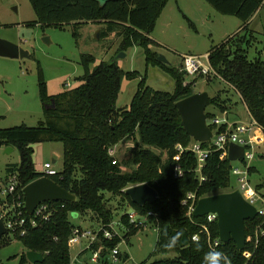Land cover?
I'll return each instance as SVG.
<instances>
[{
	"label": "trees",
	"instance_id": "1",
	"mask_svg": "<svg viewBox=\"0 0 264 264\" xmlns=\"http://www.w3.org/2000/svg\"><path fill=\"white\" fill-rule=\"evenodd\" d=\"M169 1L110 0L102 3L99 0H30L36 14V20L31 25L64 28L71 24L73 35L77 38L82 25L88 22L102 24L101 37L117 33L122 39L120 51L141 47L147 67H160L176 81L173 92L158 91L147 85L146 74L126 71L112 59L98 62L95 56L83 54L81 63L84 73L77 78L80 84L50 95L38 64V88L44 120L37 126L0 128V147H16L21 156L19 163L6 166L5 177L17 176L16 199L25 205L24 187L43 177V173L35 167L34 146L60 142L64 149L62 170L49 178L75 194L76 201L46 202L50 208L48 219L29 215L23 207L27 233L17 234L14 240L21 242L26 251L44 255V261L37 264H72L69 241L76 228L82 229L71 220L72 213L79 218L91 212L100 221L99 227L112 223L114 215L107 207L106 193L120 196L127 204L120 222L129 229L125 234L128 243L141 230V227L129 223V209L144 216L152 212L148 216V224L156 227L158 232L153 255L175 253L171 258L141 264H205V256L213 251L223 253L229 264H264V234L257 231L259 227L264 230V217L257 216L246 221L247 243L243 251H239L233 241L220 242L213 248L210 242L219 239L217 221L208 223L205 216L193 217L189 214V204L182 203L189 193H196L198 198H202L233 191V163L228 158L222 160L221 152L213 150L199 174L195 154L189 150L180 152L177 148L178 145L186 148L194 141L181 124L176 102L195 93V82L185 85L186 72L161 62L158 59L160 54L153 49L159 44L150 34ZM205 1L219 13L235 16L243 23L239 32L211 48L209 59L216 73L241 96L251 117L264 128V46L257 54L250 55L260 34L249 27L250 20L264 0ZM137 78L140 82L130 105L117 108L122 82ZM229 102H232L231 98L219 99L216 96L212 99V106L225 111ZM207 115L210 127L215 129L211 120L216 113L211 111ZM125 140H133L136 147L132 156L121 162L110 154V150ZM202 147L207 148L208 145L203 143ZM153 149L166 152V159ZM124 163L132 168L130 172H123ZM176 166L182 171L180 176L175 175ZM255 171L254 166L249 168L250 175ZM145 183L158 192V199L141 207L133 203L125 191ZM256 188L261 191L264 184ZM8 201L11 204L13 198L9 197ZM32 220L38 221L37 226L30 225ZM202 225L209 228L210 239ZM185 233L189 244L181 247ZM194 235L200 236L198 242L193 240ZM174 237L178 238L177 243L169 248ZM12 241L1 239L0 248ZM120 242L117 236L108 240L99 232L98 240L91 247V250L102 248L99 264H112L111 251ZM89 252L85 250L80 255ZM119 258L126 261L129 255L120 253ZM19 264H31L26 252L20 256Z\"/></svg>",
	"mask_w": 264,
	"mask_h": 264
},
{
	"label": "rangeland",
	"instance_id": "2",
	"mask_svg": "<svg viewBox=\"0 0 264 264\" xmlns=\"http://www.w3.org/2000/svg\"><path fill=\"white\" fill-rule=\"evenodd\" d=\"M34 20H36V14L30 0H0V38L18 44L31 55L30 58L23 59L0 56V128L2 129L20 125L37 126L44 120L38 88V64L41 65L50 95L59 94L80 84L77 78L84 73L81 63L83 54L95 56L98 62L118 59V63L124 70L146 74L147 85L155 90L173 92L175 89L176 81L168 72L160 67H147L144 50L141 47L134 46L127 51H120L122 39L117 33L101 37L100 30L104 28V25L88 22L78 29L79 35L76 38L71 24L64 28L54 26L42 28L40 25H31L30 23ZM242 24V21L235 16L219 13L205 0H170L150 37L160 43L153 49L164 56L171 65L184 72V54L205 55L212 47L220 45L230 35L239 32L237 30ZM250 27L263 33L257 38V43L251 50L252 56L264 46V8ZM45 38H48L47 42ZM120 54L124 56L118 58ZM185 81L186 83L195 82L193 85L195 93L207 91L211 100L216 96L219 99L231 98L232 102L228 103L229 107L225 110L229 122L234 123L233 120L237 118V114L240 116L239 119H242V123L251 122L241 96L235 93L233 87L229 86L217 73L206 77L187 75ZM139 82L140 78L124 81L116 102L117 108L130 105ZM211 111L216 113V118L224 119L225 111L217 110L212 104L207 108L206 113ZM135 147L133 140H125L114 148L113 154L119 161L124 162L132 156ZM6 148L0 147V178L2 180L6 165L19 163L21 160L20 151L16 147H12L13 151L10 153L5 152ZM249 149V152L254 153L249 164L256 168L255 173L250 175V182L258 187L264 184V144L255 145ZM63 150V144L60 142L36 144L33 160L37 170L43 172L44 164L50 162L56 170L61 171ZM153 150L163 155L164 160L166 159V152ZM53 160L57 162L53 163ZM232 163L233 166L241 168L244 166V163L240 161ZM122 170L130 172L132 168L124 163ZM239 187L237 177L232 175V190H237ZM263 191L264 189L261 190ZM105 196L107 207L114 215L112 223L116 224L127 209V204L121 200L120 196L111 193H106ZM75 214H71V220L76 226L93 232L98 230L100 221L91 212L79 218ZM157 234V228L147 223L130 238L129 243L124 240L120 245L118 244L121 255L127 254L129 259L126 261L119 259L116 264H141L145 261L150 263L162 258L174 257L175 253L153 255ZM86 242L82 240L79 244L72 245V256H76ZM24 252L26 250L22 243L13 239L10 245L0 248V264H19L20 256ZM86 255L88 258L91 254L86 253ZM86 258L81 261H85Z\"/></svg>",
	"mask_w": 264,
	"mask_h": 264
},
{
	"label": "built area",
	"instance_id": "3",
	"mask_svg": "<svg viewBox=\"0 0 264 264\" xmlns=\"http://www.w3.org/2000/svg\"><path fill=\"white\" fill-rule=\"evenodd\" d=\"M210 54L205 55H193L187 54L183 57V70L187 75L191 76H212L216 74L214 68L212 67L209 59ZM187 84L186 82L184 83ZM210 125V123L208 122ZM211 124L215 125L216 128L212 129L214 133V138L212 139V148H204L202 147V143L193 141L188 147L184 148L182 145H178L177 148L180 152L184 150H189L195 154L198 161V167L196 169L197 173H201L202 169L205 166L206 160L209 157L210 153L213 150L220 151V158L223 160L228 158V148L230 143H236L245 148V158L243 168L233 166L232 167V175L237 177V181L240 184L238 190H240L242 196L246 201L250 204L254 205L258 210V216L264 217V191L261 192L257 190L256 186H254L250 182V173L249 168L251 161L254 157L253 152H249V148L251 149L255 145H263L264 144V128L260 126L253 118L250 123H231L227 119V113L224 112V119L220 120L219 118H214L211 120ZM225 127L223 131H221L222 127ZM114 148L110 150V154H113ZM242 161V160H241ZM240 161V162H241ZM57 171L54 168V165L50 162L44 164L43 176L49 177L57 174ZM182 171L179 166L175 168V175L180 176ZM204 178H201L203 180ZM16 184H17V176L9 175L8 177L0 178V219L4 222L6 227V233L2 236L3 238L14 239L17 234L24 235L27 233L26 222L27 219L24 216L23 207H25L24 202L16 199ZM9 197L13 198L12 203L10 204L8 199ZM200 198L197 197L196 193H189L186 200H184L183 204H189V214L192 215L197 202ZM26 208V207H25ZM50 213L49 205L46 203H41L35 210L34 214L40 216L43 219H48V214ZM128 220L129 223L134 225L135 227L143 228L148 223V216L152 215V212L147 215H141L136 210H129L128 212ZM206 220L208 223H212L217 221V214L209 213L206 216ZM38 221L32 220L30 222L31 226H37ZM117 225V226H116ZM203 231L207 233L210 239V232L207 225H202ZM261 231L264 234V230L261 227L257 230ZM102 232V235L105 239L111 240L115 236L121 239V242L125 238V234L128 232V228L124 226L120 221L116 224L110 223L109 225L100 226L97 231L93 232L92 230H84L76 228L73 232V236L71 237L69 243L70 246L79 244L82 240L87 241L83 249L79 250V253L76 256H72V264H78V255L83 253L85 250H90V256L86 258L84 261H80V264H99L100 260V252L102 248L98 250H91L92 245L98 240V234ZM0 239V240H1ZM193 240L198 242L200 240L199 235H194ZM120 242V243H121ZM220 239L215 240L214 243H211L213 248L219 246ZM119 243V245H120ZM119 245L115 246L110 254V260L112 264H116L119 261L120 248ZM86 255V254H85ZM82 256V255H80Z\"/></svg>",
	"mask_w": 264,
	"mask_h": 264
},
{
	"label": "water",
	"instance_id": "4",
	"mask_svg": "<svg viewBox=\"0 0 264 264\" xmlns=\"http://www.w3.org/2000/svg\"><path fill=\"white\" fill-rule=\"evenodd\" d=\"M104 3L110 0H99ZM127 1V0H125ZM99 33V32H98ZM46 42L48 38H45ZM0 56L12 59L30 58L28 51L18 44L0 38ZM120 54L118 58L123 57ZM158 59L166 64L170 62L162 55ZM118 59H114L117 61ZM212 104L211 96L207 91L197 92L176 102V107L181 116V124L185 131L194 141L206 143L212 148L214 133L208 124L207 108ZM54 107V103L52 105ZM13 151L12 147L6 148V153ZM245 158V148L236 143H230L228 148V159L231 162L241 161ZM25 207L29 215H33L41 203L68 201L75 202L76 195L61 187L51 178L43 176L24 187ZM126 194L133 203L145 206L158 199V192L148 184H140L126 189ZM209 213L217 214L219 227V239L223 243L233 241L239 251H243L247 243L246 221L253 220L258 216L257 208L244 199L240 190L218 193L202 197L192 213L193 217H204ZM77 216V214H75ZM4 222L0 219V239L6 233ZM189 244L185 233L182 238L181 247ZM26 257L31 264L44 261V255L39 252L26 251Z\"/></svg>",
	"mask_w": 264,
	"mask_h": 264
},
{
	"label": "clouds",
	"instance_id": "5",
	"mask_svg": "<svg viewBox=\"0 0 264 264\" xmlns=\"http://www.w3.org/2000/svg\"><path fill=\"white\" fill-rule=\"evenodd\" d=\"M177 239L176 237L172 238L168 247H174L177 243ZM205 264H229V261L223 253L213 251L205 256Z\"/></svg>",
	"mask_w": 264,
	"mask_h": 264
},
{
	"label": "crops",
	"instance_id": "6",
	"mask_svg": "<svg viewBox=\"0 0 264 264\" xmlns=\"http://www.w3.org/2000/svg\"><path fill=\"white\" fill-rule=\"evenodd\" d=\"M264 8V4L262 5V7L258 10V12L255 14V16L250 20V22H249V27L252 25V23L254 22V20L256 19V17L261 13V11H262V9ZM164 11V10H163ZM163 13V12H162ZM162 15V14H161ZM161 17V16H160ZM102 25V24H101ZM103 26V25H102ZM242 26H243V24L239 27V29L237 30V31H239L241 28H242ZM251 28V27H250ZM252 29V28H251ZM253 30H255V29H253ZM236 31V32H237ZM256 32H258L260 35L259 36H262L263 35V33H261V32H259L257 29L255 30ZM235 34V33H234ZM233 35V34H232ZM231 36V35H230ZM153 39V38H152ZM154 41H155V39H153ZM157 42V41H156ZM158 43V42H157ZM158 44H160V43H158ZM206 54H210V51L209 52H207ZM184 55H187V54H184ZM193 55H196V54H193ZM119 64V63H118ZM120 65V64H119ZM126 80V79H125ZM124 80V81H125ZM124 81L122 82V87H123V84H124ZM121 90H122V88H121ZM245 105V104H244ZM245 108H246V110H247V112L249 113V111H248V109H247V107H246V105L244 106ZM249 116H250V118L252 119V117H251V115L249 114ZM240 118V116H239V114H237V118L235 119V120H233V122L234 123H239V122H243V121H241L242 119H239ZM120 144V143H119ZM118 144V145H119ZM118 145H116L115 147H118ZM57 161L56 160H53V163H56ZM8 164H12V163H8ZM7 164V165H8ZM6 165V166H7ZM37 169V168H36ZM5 170H6V167H5ZM3 177H5V175L3 176ZM83 249V248H82ZM81 250V249H80ZM79 252V251H78ZM88 255H82V256H80V259L78 260V262H80L82 259H84V258H86ZM82 257V258H81Z\"/></svg>",
	"mask_w": 264,
	"mask_h": 264
}]
</instances>
